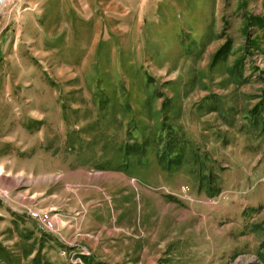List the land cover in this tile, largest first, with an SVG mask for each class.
<instances>
[{"label":"rangeland","instance_id":"rangeland-1","mask_svg":"<svg viewBox=\"0 0 264 264\" xmlns=\"http://www.w3.org/2000/svg\"><path fill=\"white\" fill-rule=\"evenodd\" d=\"M6 152L120 227L80 254L16 212L0 264H264V0L2 1Z\"/></svg>","mask_w":264,"mask_h":264},{"label":"crops","instance_id":"crops-1","mask_svg":"<svg viewBox=\"0 0 264 264\" xmlns=\"http://www.w3.org/2000/svg\"><path fill=\"white\" fill-rule=\"evenodd\" d=\"M22 145L24 146V144ZM13 163L14 160L10 153L6 152V154L0 156V242L6 243L10 241L13 225L16 223L15 213L35 205L55 212L58 218V231L52 233L53 239H57L62 244L76 243L73 244L76 248H72V251H77L80 254L89 248L88 241L90 240L87 239V236H92L89 233L97 231L105 235L118 234L116 231L119 230L120 225L117 226L113 223L115 225L111 224L112 226L107 227L110 222L107 225L99 224L100 226L97 227V230H94L88 219L89 208L85 200L82 197L75 200L73 197H69L67 193V190L72 188L74 182L75 185L78 183L83 187L88 186L89 183L87 181L91 180L88 175L92 173L78 171L61 172L58 174L62 176L63 180L65 179V181H62V186L60 184L44 187V178L51 176V174L33 175L22 168L14 169ZM18 177H21V179H18ZM24 177L28 179L24 180ZM121 177L126 179L128 184L131 183V177L130 179H127L126 175ZM18 187H20V191L16 192L15 189ZM78 210L81 211L77 212ZM78 213H84V215L77 217ZM117 238L118 240L113 237L110 241L113 244H116L117 241L121 242L119 250H125L126 252L119 254L118 257H127L129 255L127 253L129 246L127 239Z\"/></svg>","mask_w":264,"mask_h":264},{"label":"built area","instance_id":"built-area-1","mask_svg":"<svg viewBox=\"0 0 264 264\" xmlns=\"http://www.w3.org/2000/svg\"><path fill=\"white\" fill-rule=\"evenodd\" d=\"M23 211H26L28 217L35 221L44 231H48V226H56L55 221H50L49 219V211L37 207H26Z\"/></svg>","mask_w":264,"mask_h":264},{"label":"trees","instance_id":"trees-1","mask_svg":"<svg viewBox=\"0 0 264 264\" xmlns=\"http://www.w3.org/2000/svg\"><path fill=\"white\" fill-rule=\"evenodd\" d=\"M219 190H220V188L216 189V190H213V191H209L210 196H216L219 193Z\"/></svg>","mask_w":264,"mask_h":264},{"label":"bare ground","instance_id":"bare-ground-1","mask_svg":"<svg viewBox=\"0 0 264 264\" xmlns=\"http://www.w3.org/2000/svg\"><path fill=\"white\" fill-rule=\"evenodd\" d=\"M2 1H4V0H2ZM2 1H1V2H2ZM1 2H0V3H1Z\"/></svg>","mask_w":264,"mask_h":264}]
</instances>
